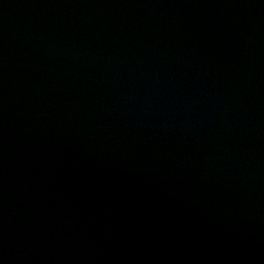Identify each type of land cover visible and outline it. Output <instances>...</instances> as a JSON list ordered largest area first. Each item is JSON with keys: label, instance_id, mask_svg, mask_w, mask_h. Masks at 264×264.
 <instances>
[{"label": "water", "instance_id": "95a60500", "mask_svg": "<svg viewBox=\"0 0 264 264\" xmlns=\"http://www.w3.org/2000/svg\"><path fill=\"white\" fill-rule=\"evenodd\" d=\"M0 264H264V0H0Z\"/></svg>", "mask_w": 264, "mask_h": 264}]
</instances>
